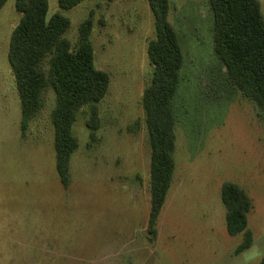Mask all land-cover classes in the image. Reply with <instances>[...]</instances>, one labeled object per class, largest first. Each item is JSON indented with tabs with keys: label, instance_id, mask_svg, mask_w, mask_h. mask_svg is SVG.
<instances>
[{
	"label": "rangeland",
	"instance_id": "1",
	"mask_svg": "<svg viewBox=\"0 0 264 264\" xmlns=\"http://www.w3.org/2000/svg\"><path fill=\"white\" fill-rule=\"evenodd\" d=\"M261 1L264 13V0ZM62 11L49 0V16ZM75 46L93 17L97 68L110 74L98 103L97 139L82 108L74 123L79 147L65 187L56 169L53 89L22 137L21 105L8 60L21 14L0 8V264H258L264 256V119L230 83L214 52L208 0H171L185 62L174 100L176 170L165 205L149 230L150 145L143 94L154 67L148 56L155 17L148 0H82L62 11ZM225 181L253 201L250 248L226 228Z\"/></svg>",
	"mask_w": 264,
	"mask_h": 264
},
{
	"label": "trees",
	"instance_id": "2",
	"mask_svg": "<svg viewBox=\"0 0 264 264\" xmlns=\"http://www.w3.org/2000/svg\"><path fill=\"white\" fill-rule=\"evenodd\" d=\"M7 0H0L2 8ZM155 17L156 35L149 41L148 56L154 67L143 94V107L150 145L149 230L165 205L176 170L177 118L174 100L181 84L185 62L178 33L169 20L171 0H148ZM214 15L213 48L226 67L231 85L258 108L264 119V13L260 0H208ZM82 0H58L69 10ZM21 14L13 29L8 60L15 77L21 105L22 137L45 106L46 92L53 89L55 103L50 116L54 125L56 169L61 183H71V160L79 147L74 123L84 107L90 110L86 123L90 138L100 127L98 103L110 87V74L95 65L91 41L93 17L79 26L74 46L66 36L71 19L62 11L49 16V0H15ZM221 197L230 235H243L238 254L251 247L253 232L249 213L253 201L234 181H225ZM264 264V256L258 262Z\"/></svg>",
	"mask_w": 264,
	"mask_h": 264
}]
</instances>
